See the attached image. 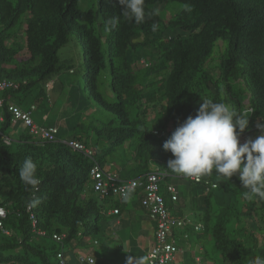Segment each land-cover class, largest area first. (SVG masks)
<instances>
[{
    "label": "trees",
    "instance_id": "1",
    "mask_svg": "<svg viewBox=\"0 0 264 264\" xmlns=\"http://www.w3.org/2000/svg\"><path fill=\"white\" fill-rule=\"evenodd\" d=\"M144 7L145 20L136 23L121 17L119 0H0V79L17 84L2 95L16 98L12 102L22 109L33 105L35 111L44 101L52 109L49 81L67 73L76 78H58L68 88L63 107L86 111L95 102L112 114L107 121L77 119L67 137L62 125H41L56 128L55 141H49L32 136L4 112L0 207L7 212L4 227L10 234L0 231V264H59L58 252L66 258L85 241L107 238L110 209L119 214L128 202L143 208L139 189L124 198L95 192L92 160L67 146L68 140L92 148L103 167L118 149L130 152L123 166H132L131 172L116 171L123 182L163 173L160 193L167 208L203 225L197 237L212 239L217 254L208 258L211 264H248L255 251L264 256V201L246 198L248 190L235 175L230 181L213 171L195 182L172 173L166 168L172 154L162 147L203 100L250 115L241 142L260 134L264 0H145ZM153 9L158 14L149 16ZM19 53L25 57L18 60ZM29 157L37 165L35 188L25 185L19 172ZM168 184L178 191L176 201L166 192ZM35 199L40 203L33 207ZM172 232L176 238L179 231ZM53 235L64 237L57 242Z\"/></svg>",
    "mask_w": 264,
    "mask_h": 264
},
{
    "label": "clouds",
    "instance_id": "2",
    "mask_svg": "<svg viewBox=\"0 0 264 264\" xmlns=\"http://www.w3.org/2000/svg\"><path fill=\"white\" fill-rule=\"evenodd\" d=\"M119 4L125 20L136 23L145 20V0H119ZM157 14L156 9L148 13ZM156 27L153 24L152 30L156 31ZM52 83L53 80L48 86ZM249 117L226 103L203 100L196 114L187 116L164 141L163 150L173 157L166 168L188 178L210 176L215 171L231 181L235 175L242 188L248 190L246 198L264 201V118L256 125L260 134L241 142V134L249 127ZM19 172L25 185L33 188L38 185L37 165L30 157L23 161ZM39 203V199L31 201L33 207ZM255 264H264V258Z\"/></svg>",
    "mask_w": 264,
    "mask_h": 264
},
{
    "label": "built area",
    "instance_id": "3",
    "mask_svg": "<svg viewBox=\"0 0 264 264\" xmlns=\"http://www.w3.org/2000/svg\"><path fill=\"white\" fill-rule=\"evenodd\" d=\"M17 84L11 80L0 79V125L5 120V113L7 112L12 123L20 121L24 126L28 128L29 133L40 139L49 141H55L56 128L48 127L44 128L38 126L32 118L34 106H30L28 109H22L18 105L12 102L10 99H6L2 94L7 90L16 89ZM3 106L6 107V111L3 110ZM67 146L72 150L82 153L85 157L92 160V166L89 170L90 179L92 181V187L95 192L101 196L118 195L121 198L127 196V194L134 190H141L142 197L140 204L146 212L148 218L154 224V245L147 251L145 264H174L175 257L180 251L178 241H176L173 235V230L180 231L185 227L191 228L195 232L203 230L201 223H193L189 218L178 217L171 214L166 206L165 199L160 193V181L162 180L163 173H149L144 179L135 178L127 181H121L118 173L115 170H107L101 166L96 160H94V151L89 146H86L82 142L77 140L65 141ZM195 182H199L200 178H191ZM212 187H215L212 185ZM166 192L170 196L171 201H176L178 197V191L173 185H166ZM113 213H118L117 209H113ZM7 215L6 210L0 207V231L6 235L10 234V231L4 227V219ZM32 225L35 227V219L33 215ZM39 235H44L43 231L37 232ZM63 235H53V239L60 242L63 239ZM181 239L188 238V234L181 233ZM96 244V241H93ZM56 258L59 264H69L64 255L61 252L56 254ZM80 263H93L91 257L83 255L78 256ZM197 264H201L199 258H196Z\"/></svg>",
    "mask_w": 264,
    "mask_h": 264
},
{
    "label": "rangeland",
    "instance_id": "4",
    "mask_svg": "<svg viewBox=\"0 0 264 264\" xmlns=\"http://www.w3.org/2000/svg\"><path fill=\"white\" fill-rule=\"evenodd\" d=\"M92 1H95V0H92ZM168 6L171 8H174L175 4L173 2H170L168 4ZM63 51H64V48H61L59 50V54L61 55V53ZM23 57H25V54L19 53L16 58L19 60ZM213 64H214V62L212 63V65ZM102 76H103V74L101 75L99 81L102 79ZM58 78H60L62 81H66V80H72L73 78H76V76L73 77L70 74L68 75L67 73H63V74H59V75L51 78V80L49 81V84H51L52 80L54 81V83H52V88H48V86H47V90H48L47 93L49 95V99L51 102L50 104H53V108L48 109L49 103H47L45 101L41 102L37 105L36 110L33 111V114H32L33 121L37 125L41 126V125H44L46 123V120L44 119L45 116L49 117V121L58 120L61 123L62 127H64V129L66 128V131L62 133V137H67V136L71 135L72 131L70 129H67L66 123H65L66 120L73 121V123H74L75 121H77V119H80L83 123H85V122L86 123L87 122L92 123L93 120H96L97 118L101 119L102 121H107L112 117L111 113L107 112L102 107L98 106L95 102H92V101H91L92 103L89 104L88 109L86 111H84V107L79 108V109H72L70 107L71 104H68L69 107L68 106L63 107V105H64L63 102L67 96V89L68 88H67V86H65V88L63 89L61 87L60 82H58ZM103 93L107 97L111 96L109 91L104 92V89H103ZM13 100H16V98H13ZM60 120H63V122ZM20 129L21 128L18 125L15 126V130L18 131ZM10 131H11V129H8V132H10ZM123 147H125V146H123ZM129 153L130 152H127V154H125L124 149H118L112 156L107 157V161H109V158H111V160L113 161V163H111L112 169H114V167L117 166L118 168L122 169L120 171H122L121 173L123 175H125V173H130L131 169H132V166H129V165L123 166V163L127 160V156H129ZM183 188H184V186L182 184H180V189H183ZM128 205H129L128 208H130L131 203L128 202ZM189 216H190V218H192L191 215H189ZM154 231H155V228H154ZM191 231L192 232H190L188 234V238L183 240V241L180 239L181 238L180 237L181 232L179 231V233L176 235V241H178V244H181V245L185 244V246H188V248L192 247V249H195V247H196L195 241H199L200 243H198V244L203 245L204 250L208 252V256H206L207 253L202 254L199 251H197L196 249H195V253H197L199 257H202L201 259L204 258L203 264L210 263L211 260H208V258L211 256L215 257L217 254L214 250L213 245H212V243H213L212 239L209 238L206 241L205 240L202 241V239L197 237V236H198V234H201L203 232V230L199 231V232H195L191 229ZM102 242L103 241L100 240V242L97 245L91 246V248L93 249V254L96 256L98 261L104 259L105 257L110 262L114 261V264H124V263L129 261L130 257H129V255H127V252L124 249H122V247L116 246V243L110 244L112 249L117 250L116 255H115L112 252H108L107 248L109 245H101ZM154 243H155V240L152 239V245L150 246V248L154 245ZM85 249H87V248H85ZM257 253L258 252L255 251L249 257L248 264H255L256 260L264 258V256H259ZM216 264H220V263L217 261Z\"/></svg>",
    "mask_w": 264,
    "mask_h": 264
},
{
    "label": "crops",
    "instance_id": "5",
    "mask_svg": "<svg viewBox=\"0 0 264 264\" xmlns=\"http://www.w3.org/2000/svg\"><path fill=\"white\" fill-rule=\"evenodd\" d=\"M44 119L46 120V123L44 124L45 126L55 124L58 127V125H61L58 120L49 121V117L47 116H45ZM60 121L63 122V120ZM65 123L68 129L71 127V125H73V121L70 120H66ZM111 163H113V161L111 158H109V161H106L104 168L111 170ZM112 170L121 173L120 168L117 166ZM128 207L129 205L127 203V205H125L124 209L121 210L119 214L113 213V209L108 211V236L107 238L102 239L103 242L101 245H109L107 251L112 252L115 255L117 250L112 249L110 244L116 243V246L122 247V249H124L127 252V255L130 257L129 261L124 264H145L146 253L152 245V239H154V225L153 222L148 218L144 209L140 208L139 205L136 203H131V207ZM188 229L189 227H185V229H181L180 231L189 234L190 232H187ZM181 240L183 241V239ZM99 242L100 241H98V243ZM98 243L93 244V241L90 242V240L81 243L76 248L70 249L68 252H66V260L69 262V264H81L77 260V256L83 255L93 259V263L91 264H114V261L110 262L108 259H106V257L100 261L97 260L96 256L93 254V249L91 246L97 245ZM198 243L200 242L195 241V249L203 254L205 252L203 245ZM178 246L180 251L175 257L174 264H197L196 258H199L200 262L203 264V259H201L202 257H199L198 254L195 253V249H192V247L188 248V246H185V244H178Z\"/></svg>",
    "mask_w": 264,
    "mask_h": 264
}]
</instances>
